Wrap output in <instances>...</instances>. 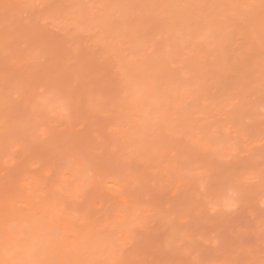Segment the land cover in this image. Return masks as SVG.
<instances>
[{"label":"rangeland","instance_id":"1","mask_svg":"<svg viewBox=\"0 0 264 264\" xmlns=\"http://www.w3.org/2000/svg\"><path fill=\"white\" fill-rule=\"evenodd\" d=\"M187 1L0 0V192L19 199L33 175L47 190L56 183L37 200L65 199V216L80 189L77 229L82 202L88 218L119 214L122 197L134 217L149 210L146 227L133 221L127 233L135 243L119 239L122 221L103 233L120 252L131 245L128 264H264V48L247 51L255 26L243 0L236 10L232 0ZM22 225L20 243L46 257L51 231ZM50 255L40 264H68Z\"/></svg>","mask_w":264,"mask_h":264},{"label":"bare ground","instance_id":"2","mask_svg":"<svg viewBox=\"0 0 264 264\" xmlns=\"http://www.w3.org/2000/svg\"><path fill=\"white\" fill-rule=\"evenodd\" d=\"M172 1V0H171ZM183 1V0H182ZM190 1V0H189ZM189 1H187V2H189ZM192 1V0H191ZM194 1V0H193ZM231 1V0H230ZM238 1V0H237ZM240 1V0H239ZM244 1V2H243ZM242 1V5H243V7H242V9H243V11H244V13H245V15L247 14V12L248 11H251V13L252 14H250V15H254V17L251 19L250 17V19L252 20V22L250 23V25L252 24V23H254L253 24V26H255L254 27V30L252 29L253 28V26H252V30H253V34L249 31L248 32V30H245V28H243L242 26L240 27V28H243L245 31H247L248 33H251V34H247V33H244V32H242L243 31V29H240L241 30V33H243V35H245V36H247V35H252V36H250V37H247L248 38V40H249V42H248V40H247V38L245 37L244 38V40L242 39L243 38V36H242V38H240L241 40H243L242 42H248L249 44H247V47H248V49H250L252 46V48L253 49H250V50H247L246 49V44L244 43L243 45H245L244 47H243V51L244 52H246L245 50H247V51H251L252 50V52H253V50H255L256 48H264V2H259L258 3V5L257 6H255V4H253L254 2L256 3L257 1L256 0H247V1H249V4H248V2H245V0H243ZM251 1H254L252 4H251ZM260 1V0H259ZM168 2V1H167ZM186 2V3H187ZM195 2V1H194ZM236 4H237V2H236V0L234 1ZM234 2H233V0H232V4H233V6L235 5L234 4ZM169 3H171V2H169ZM190 3V2H189ZM197 3V2H196ZM204 3V2H203ZM220 3V2H219ZM224 3V2H223ZM239 3V2H238ZM244 3V4H243ZM191 5H192V3H190ZM205 4V3H204ZM203 4V5H204ZM226 4V3H225ZM186 5V4H185ZM194 5V4H193ZM196 5V4H195ZM194 5V6H195ZM200 5V4H199ZM237 5H239L240 6V8H241V6L242 5H240V3L239 4H237ZM170 6V5H169ZM174 6V5H173ZM172 6V7H173ZM193 6V7H194ZM206 6V5H205ZM228 6H230L229 8H231L232 6L231 5H229V3H228ZM236 6V5H235ZM171 7V8H172ZM176 7V6H175ZM213 7V6H212ZM221 7V6H220ZM196 8V7H195ZM202 8V7H201ZM204 8V7H203ZM233 8V7H232ZM231 8V10H232V12L234 11V9L236 8H238L237 6L236 7H234V9H232ZM174 9V8H173ZM212 9V8H211ZM223 9V8H222ZM228 9V8H227ZM235 9V10H236ZM239 9V8H238ZM255 9H256V11H255ZM245 10H247V11H245ZM225 11H227V10H225ZM224 11V12H225ZM220 12H221V10H220ZM229 12V11H228ZM235 12V11H234ZM240 12H242V11H240ZM243 13V14H244ZM250 13V12H249ZM254 13H256V15L254 14ZM216 14V13H215ZM230 14H232V13H230ZM241 14V13H240ZM248 15V14H247ZM227 16V15H226ZM230 16V15H229ZM242 17V16H241ZM246 17V16H245ZM248 17V16H247ZM246 17V19H248L249 20V18H247ZM226 18H228V17H226ZM231 19L232 18H234V17H230ZM240 18V17H239ZM232 21V20H231ZM233 21H235V20H233ZM254 21V22H253ZM211 24V23H210ZM249 30H250V26L249 27H247ZM251 30V31H252ZM247 34V35H246ZM260 38H261V46L262 47H256V43L255 42H258L259 40H260ZM189 39V38H188ZM239 38H238V40H240ZM255 39V41H254V43L252 42L253 40ZM259 39V40H258ZM226 40V39H225ZM236 40V39H235ZM247 40V41H246ZM251 40V41H250ZM256 40H258V41H256ZM188 41V40H187ZM191 41V40H190ZM189 41V42H190ZM232 41V40H231ZM234 41V40H233ZM242 42H240V44L242 43ZM260 42V41H259ZM186 43H188V42H186ZM191 43V42H190ZM219 43V42H218ZM237 44V43H236ZM178 45V44H177ZM218 45V44H217ZM226 45V47H227V49H228V46L229 45H227V44H225ZM224 45V46H225ZM252 45V46H251ZM254 45H255V47H254ZM215 46V45H214ZM223 46V47H224ZM197 47V46H196ZM211 47V46H210ZM195 48V47H194ZM202 48V47H201ZM207 48H208V46H207ZM214 48V47H213ZM209 49V48H208ZM215 49V48H214ZM225 49V48H224ZM239 49H241V47L239 48ZM239 49H237V50H239ZM258 49H256V50H258ZM193 50V49H192ZM191 50V51H192ZM204 50V49H203ZM232 50V49H231ZM236 50V51H237ZM230 51V50H229ZM259 51V50H258ZM257 51V52H258ZM262 52H264V50H261ZM232 53L234 52L233 50L231 51ZM242 52V51H241ZM249 52H246L247 54L249 53ZM251 52V53H252ZM190 53H192V52H190ZM194 53V52H193ZM192 53V54H193ZM196 53V55H197V52H195ZM194 53V54H195ZM206 52H204V54H205ZM222 53V52H221ZM226 53H227V51H226ZM228 53H230V52H228ZM243 53V52H242ZM204 54H202V55H204ZM210 54V53H209ZM225 54V53H224ZM240 54V53H239ZM244 54V53H243ZM242 54V55H243ZM250 54V53H249ZM233 55V54H232ZM232 55H231V57H232ZM255 55V54H254ZM258 55V54H257ZM264 55V54H263ZM228 56H230V55H228ZM246 56V55H245ZM199 57H200V55H199ZM205 57H207V56H205ZM204 57V58H205ZM210 57V56H209ZM208 57V58H209ZM212 57V56H211ZM230 57V58H231ZM236 57V56H235ZM242 57H244V56H242ZM248 57V56H247ZM214 58V57H213ZM212 58V59H213ZM251 58V57H250ZM259 58V57H258ZM203 59V58H202ZM240 59V58H239ZM239 59H238V61H239ZM236 60H237V58H236ZM235 60V61H236ZM205 61V60H204ZM212 61V60H211ZM221 61V60H220ZM242 61V59H240V62ZM260 62L258 63V65H261L262 66V68L261 69H263V67H264V57H262L261 58V60H259ZM206 62V61H205ZM237 62V61H236ZM200 63V62H199ZM202 63V62H201ZM221 63H222V61H221ZM231 63V62H230ZM229 63V64H230ZM203 64V63H202ZM201 64V65H202ZM225 65V64H224ZM234 66H236L235 64H233ZM233 65L231 66V67H233ZM257 65V66H258ZM199 66H200V64H199ZM238 66V65H237ZM255 66V65H254ZM260 66V67H261ZM226 69H228V68H230V67H228V65H226ZM205 68V67H204ZM220 68H222L221 66H220ZM217 69V68H216ZM232 69V68H231ZM237 69V68H236ZM244 69V68H243ZM212 70V69H211ZM245 70V69H244ZM230 71V70H229ZM240 71V70H239ZM264 71V70H263ZM210 72V71H209ZM248 73V72H247ZM213 74V73H212ZM264 75V74H263ZM220 76V75H219ZM253 76V75H252ZM208 77V76H207ZM209 77H210V75H209ZM216 77L217 76H214V78H215V80L214 81H216ZM220 78V77H219ZM218 80V79H217ZM220 80V79H219ZM4 103V102H3ZM2 104V103H1ZM5 104H7V103H4V105ZM4 105H2V106H4ZM9 106V105H8ZM1 107V106H0ZM5 107H6V105H5ZM3 109V108H2ZM1 109V110H2ZM10 109V108H9ZM8 110V109H7ZM5 112V111H4ZM6 115V114H5ZM8 115V114H7ZM2 118V117H1ZM5 122V121H4ZM3 123V122H2ZM6 124H8V123H6ZM7 127H5V129H6ZM138 129V128H137ZM138 131H136V133H137ZM135 135V134H134ZM131 138H133V136L131 137ZM136 138V137H135ZM4 157V156H3ZM3 159V158H2ZM5 159H8V158H6L5 157ZM4 159V160H5ZM3 160V161H4ZM9 160V159H8ZM6 161V160H5ZM4 161V162H5ZM81 162H83V161H81ZM11 163H13V161L11 162ZM83 164H84V162H83ZM73 165V164H72ZM77 167H79L78 165H77ZM1 168V167H0ZM72 168V167H71ZM173 169V168H172ZM126 170V169H125ZM174 171V170H173ZM69 172V171H68ZM57 173H58V171H57ZM60 173V172H59ZM62 173V172H61ZM4 174V173H3ZM71 174H72V171H71ZM82 174V173H81ZM63 175V174H62ZM74 175V174H73ZM122 175H124V174H122ZM58 176V175H57ZM84 176V175H83ZM87 176V175H86ZM23 177V176H22ZM35 176L33 175V178H32V175H31V178H32V181L30 182V177L28 176V178L27 177H25V178H27V180L25 179V183H26V181H28L29 180V184H24L23 182H24V179H23V181H21L24 185H26L25 187H26V190H24L25 189V187L23 188L22 186H24V185H22L21 186V189L23 188V190L20 192L21 193V196H20V198L18 199V197H17V199H15V200H12L11 198H9V197H7L6 195V193L8 192H6L5 191V194H1V192H0V194H1V196H0V264H40V263H42L43 262V260L46 258V257H51V255L50 256H48L49 255V253L51 252V254H56L57 256L60 254V257H65V259H66V261L68 262V264H128L129 263V261L131 262L132 261V256L131 255H129L128 253H127V251H126V254H125V250L126 249H130V251L132 250L131 248H130V246L129 247H127V248H125V250H124V252H120L119 251V249L121 250V246L123 247V244L121 243L120 245H118V243H117V247L119 248H116V246H114L115 245V243L116 242H112V241H110V240H108V239H106V234L105 233H107L110 229H111V233H112V230H113V232H116V230L119 228L120 229V233L118 232L117 234H119L118 236H119V239L121 238V236H122V241H124V245H125V241H126V238L128 237V239L129 240H132L133 239V241H134V243L136 242L135 240H134V237H133V234L131 235V233L130 234H128L127 235V233H129V232H131V231H133V229L131 228V225H133V221L134 222H136V221H138L137 223H134V224H136V225H139L140 223H141V221H140V219H141V215H139V216H137V217H134V216H136L139 212H138V210H136L135 212L137 213H133V209L131 208V206H130V209H128L129 210V212L127 211V208H128V200H127V202H126V199H123V197H122V199H120V200H123L122 202L126 205V203H127V205L125 206L126 207V209H125V207L123 208V206L124 205H120V206H122L121 208V210H120V207H119V211H120V213L119 214H117V212L114 210V208H113V212H115L114 213V215H111V214H109V213H107V211H109V210H111L110 209V207H108L109 208V210L105 207V209H107L106 210V212L105 213H107V214H109L110 216H108L107 214H103L104 215V217H101V218H103V220L100 218V215L98 216V215H95L96 217H99V218H93L92 216V218H88V214L90 215V210H89V206H87V205H90L89 203H87V205H85L86 203H83L82 202V204L87 208L88 207V209H86V208H82V209H84L85 210V213H86V215H87V219L88 220H90V221H87V219H86V217L84 218V216H85V213L84 214H79V218H81L82 217V219H80V220H82V222H80V220H79V224H81L82 225V223H84L83 225H84V229H82L81 228V226H79L78 224H77V226L78 227H80V229H77V227L76 226H74L73 224H76L77 223V221L74 223L72 220H73V218H74V221H75V219H76V216H73V215H75L76 213H70V212H72V208L74 207V204H75V207H77L76 206V204L78 203L77 202V200L79 201V199L81 198V196H80V193L82 194L83 192L79 189V190H77L78 192L80 191V193H78V196H79V198L78 199H75L76 197V193H77V191L75 192V190L74 191H72V193H71V191H69V190H72L73 188H75V187H73L72 186V188L70 189L69 187H68V185H67V188L69 189H67L72 195H71V198H73V199H75L76 201H75V203L73 204V205H67V207L69 206V208H70V206H72L71 207V211H69V209H67V207H66V211H65V213H66V215L65 216H63V214L62 215H60L59 214V212H58V209H61V208H63V207H65L64 205H63V207L62 206H60V204H63V202L65 203V199L63 200V202H60V204H58L59 206L57 207V206H55L56 205V203L54 204V201L53 200H51L50 198H49V200L47 199L46 200V198H44L45 200H42L43 199V197H42V201L40 200V202H39V200H37L38 198H39V196H40V198H41V195L43 194L42 193V191L44 192V190H45V188H46V190H47V187H45V186H43V185H41V183L39 182V180H37V179H35L34 178ZM71 177H75V176H72L71 175ZM85 177V176H84ZM125 177V176H124ZM88 178V177H87ZM87 178H86V180H87ZM11 179V178H10ZM14 179V178H13ZM65 179H67V178H65ZM89 179L92 181V179H91V176H89ZM12 180V179H11ZM21 180H22V178H21ZM56 180V179H55ZM9 181V180H8ZM7 181V182H8ZM58 181V180H57ZM56 181V182H57ZM74 181H75V178H74V180L71 182V183H74ZM77 181V180H76ZM154 181V180H153ZM6 182V183H7ZM19 182H20V179H19ZM42 182V181H41ZM50 182H51V180H50ZM62 182V181H61ZM67 182V181H66ZM89 182V181H88ZM134 182V181H133ZM39 183H40V185H39ZM64 183V182H63ZM76 183V182H75ZM108 183V182H107ZM126 183V182H125ZM45 184V183H44ZM52 184V183H51ZM49 185L48 187H49V189L46 191L45 190V195L44 196H46V197H48V194H49V192L48 191H51V190H54L55 189V184L56 183H53L54 185H53V187H54V189H51L50 190V186H52V185ZM67 184V183H66ZM69 184V183H68ZM78 184H81L80 182H79V180H78ZM82 184H84V183H82ZM86 184H88L87 182H86ZM90 184V183H89ZM94 184L96 185V182H94ZM110 184V183H109ZM134 184H135V182H134ZM133 184V185H134ZM146 184H147V182H146ZM153 184V183H152ZM46 185V184H45ZM57 185H62L61 183H60V180H59V183L57 184ZM57 185H56V187H57ZM92 185V184H91ZM124 185V184H123ZM128 185V184H127ZM27 186H28V188H27ZM44 187V189L42 188H40V187ZM98 187L100 186V184L99 185H97ZM102 186V185H101ZM115 186V185H114ZM7 187H8V189H9V185H8V183H7ZM11 187V186H10ZM17 187V186H16ZM15 187V188H16ZM80 187H82L81 185H80ZM121 187V186H120ZM119 187V188H120ZM123 187H127L126 186V184H125V186H123ZM131 187V186H130ZM1 188V187H0ZM18 188V187H17ZM58 188V187H57ZM63 188H65V184H64V187H63V185H62V187H61V189L60 190H62ZM84 188V192H85V186L84 187H82L81 189H83ZM19 189V188H18ZM76 189H78V187L76 188ZM89 189V188H88ZM87 189V190H88ZM99 189V188H98ZM97 189V190H98ZM101 189V188H100ZM4 190V189H3ZM10 190V189H9ZM109 190V189H108ZM121 190V189H120ZM157 190H158V188H157ZM156 190V191H157ZM2 191V190H1ZM56 192H57V190H55ZM90 191V190H89ZM88 191V192H89ZM95 192H97L96 190H94ZM110 191V190H109ZM15 192V191H14ZM46 192H47V194H46ZM55 192V193H56ZM69 192H68V194H69ZM102 192V191H101ZM100 191H99V193H101ZM112 192V191H111ZM116 192H117V190H116ZM118 192H119V190H118ZM130 192H131V190H130ZM159 192V191H158ZM3 193V192H2ZM9 193V192H8ZM17 193H18V191H17ZM53 194H54V192H52ZM58 193H59V191H58ZM73 193H74V195H73ZM92 193V192H91ZM90 193V194H91ZM125 193V192H124ZM129 194V193H128ZM132 194V193H131ZM20 195V194H19ZM52 195V194H51ZM85 195V194H84ZM93 195V194H92ZM100 195V194H99ZM32 196V197H31ZM35 196V197H34ZM43 196V195H42ZM49 196H50V194H49ZM57 196V195H56ZM55 195H54V197H55V199L54 200H57V197H56ZM65 196H66V193H65ZM88 196H90V195H88ZM122 195H120L119 194V197H121ZM130 195H128V197H129ZM30 197L32 198V201H31V199H30ZM38 197V198H37ZM84 197V199H85V196H83ZM83 197H82V199H83ZM118 197V196H117ZM118 197V198H119ZM34 198V199H33ZM52 199H53V196H52ZM84 199H83V201H84ZM130 199H132V198H130ZM34 200H37L36 201V203H38V204H35V202L33 203V201ZM103 200L104 199H102V202H103ZM48 201V202H47ZM50 201V202H49ZM66 201H67V203H69L68 202V200L66 199ZM82 201V200H81ZM98 201V200H97ZM57 202V201H56ZM101 202V203H102ZM132 202V201H131ZM66 203V204H67ZM107 204V203H106ZM131 204V203H130ZM138 204V203H137ZM78 205V204H77ZM101 205H103V203L101 204ZM144 205H145V203H144ZM18 206H19V208H18ZM20 206H22L21 208H20ZM92 205H90V207H91ZM106 206V205H105ZM141 206V205H140ZM23 207H25L26 208V210H28L29 212H31V213H29L28 211H26L25 210V208H23ZM137 207V206H136ZM20 209V210H18V209ZM78 208V207H77ZM104 208V207H103ZM145 209H146V207H144ZM144 208H141L140 210H142V209H144ZM22 209V210H21ZM117 209V208H116ZM138 209V208H137ZM145 209H144V211H145ZM155 210H157L156 208H154ZM24 210V211H23ZM57 210V211H56ZM63 210V209H62ZM67 210L69 211V213L67 212ZM76 210L77 209H73V212H76ZM89 210V213L87 214V211ZM131 210H132V212H131ZM22 211V212H21ZM25 211H26V215H24L25 214ZM103 211H104V209H103ZM102 211V212H103ZM124 211V212H123ZM146 211H148V212H145V213H147V215H145L146 217H148V213H150V211L149 210H146ZM24 212V213H23ZM27 212H28V214H27ZM58 212V213H57ZM62 212V211H61ZM84 212V211H83ZM112 212V210H111V213H113ZM34 213V214H33ZM101 213V212H100ZM144 213V212H143ZM142 213V214H143ZM29 214L31 215V216H35L34 218L32 217L31 218V216H29ZM33 214V215H32ZM130 214L132 215L133 214V216H132V218H131V216H130ZM140 214H141V212H140ZM183 214V213H182ZM28 215V217H26ZM63 216L62 218H59L58 216ZM102 215V214H101ZM150 215V214H149ZM152 215H154V214H152ZM166 215V214H165ZM38 216H39V218H40V220H39V218H38ZM93 216H94V214H93ZM144 215H143V217H144V220H143V217H142V221H145V223H146V221H147V224H148V220H146ZM37 217V218H36ZM140 217V218H139ZM151 217V216H150ZM150 217H149V220H150ZM155 217H157V216H155ZM154 217V218H155ZM72 218V219H71ZM78 218V219H79ZM135 218H137V220L135 219ZM153 218V219H154ZM158 218V217H157ZM84 219H86V221L87 222H85L84 221ZM99 219V220H98ZM101 219V220H100ZM148 219V218H147ZM156 219V218H155ZM157 220V219H156ZM52 221V222H51ZM84 221V222H83ZM91 221H93L92 223H91ZM120 221V222H119ZM121 221H122V223H121ZM140 221V222H139ZM160 221V220H159ZM117 222H119V223H117ZM155 222V221H154ZM13 223V224H12ZM23 223H25V224H27L28 226H27V228L28 229H30V231H32L31 233H35V235L36 234H40V231L41 232H46V233H44V235H46V234H48L50 231V233H49V235H47V249L46 250H50V251H48V254L46 253V257H45V253L44 254H42V253H40L42 250H43V247H41V245L39 244V242L37 241V240H40L41 239V237L39 238L38 236H36L35 237V239H36V241H37V243L39 244V246H34V247H31L32 248V250L33 251H30V247L29 248H27L26 247V245H27V242H28V240H27V242H26V240H25V242L24 243H22L23 242V240L21 241V243H22V245H23V247H26L27 249H25L24 248V250H23V255L21 254L22 253V251H20V250H22L21 248V243H20V236L23 234L22 232H24L25 230H27L26 229V227H24V225H22ZM51 223V224H50ZM85 223H86V228H85ZM87 223H88V225H87ZM121 223V224H120ZM124 223V224H123ZM144 222L143 223H141V225H142V227L143 226H145V225H147V224H145ZM152 223H153V220H152ZM121 226H123V231H121L122 229L120 228V225ZM126 224L129 226V228H128V226H127V228L125 229V227H126ZM162 224V223H161ZM22 225V226H21ZM119 225V227L117 228V226ZM135 225V226H136ZM19 227V228H18ZM24 227V228H23ZM49 227V228H48ZM57 227H59V229L57 228ZM117 229H116V228ZM134 227V226H133ZM146 227V226H145ZM144 227V228H145ZM15 228V229H14ZM17 228H18V232H16L17 231ZM58 229V233L60 234L61 233V237L60 236H58V235H56L57 233V230H55V229ZM135 228V227H134ZM14 229V230H13ZM25 229V230H24ZM109 229V230H108ZM124 229L126 230V231H124ZM169 229H171V228H169ZM22 230H24V231H22ZM47 230V231H46ZM50 230V231H49ZM62 232H61V231ZM129 230V231H128ZM35 231H37V233L35 232ZM117 231H119V230H117ZM171 231V230H170ZM26 232V231H25ZM28 232V231H27ZM53 232V233H52ZM55 232V233H54ZM110 232V231H109ZM173 232V231H172ZM171 232V233H172ZM22 233V234H21ZM29 233V232H28ZM66 233V235H64ZM103 233H104V235H103ZM124 233V234H123ZM25 234V233H24ZM54 236H53V235ZM108 234V233H107ZM117 234H116V236H117ZM121 234H123V235H121ZM14 235H18L17 236V238H16V236H14ZM41 235H42V233H41ZM52 235V239L51 240H48V239H50V238H48V236H51ZM64 235V236H63ZM105 237V238H102L103 236ZM126 236V238H125V236ZM29 236H32V234H29ZM28 236V237H29ZM108 236V235H107ZM110 236H111V234H110ZM123 236H124V238H123ZM22 237V236H21ZM38 237V238H37ZM54 237H55V239H54ZM89 237H91V239H92V241H91V239H89ZM112 237V236H111ZM130 237V238H129ZM18 238H19V243H17V244H19L20 246L19 247H21V248H19L18 247V245H16L17 246V248L18 249H20L19 250V252H20V254H18V249H16V247H15V242H16V240L15 239H17L18 240ZM64 238V239H63ZM117 238V237H116ZM22 239V238H21ZM35 239H34V236H33V240L35 241ZM42 239H43V237H42ZM67 240V242H64V241H66ZM104 239H106V240H104ZM109 239H110V237H109ZM127 239V240H128ZM46 240V239H45ZM41 241H43V240H40V242ZM107 241V242H106ZM114 241V240H113ZM117 241V240H116ZM121 241V240H120ZM121 241V242H122ZM169 241V242H168ZM118 242V241H117ZM128 242V241H127ZM139 242V241H138ZM172 242H175V241H171V240H167L166 239V243H167V245L169 244V243H171L172 244ZM30 243V242H29ZM28 243V244H29ZM32 243V242H31ZM120 243V242H119ZM30 245V244H29ZM176 245V244H175ZM125 246H127V244L125 245ZM132 247H134V246H132ZM173 247H175V246H173ZM179 247V246H178ZM40 248H42V249H40ZM117 250H116V249ZM166 248V247H165ZM164 248V249H165ZM123 249H124V247H123ZM134 249V248H133ZM166 249H169V246H168V248H166ZM172 249V248H171ZM176 249H177V246H176ZM17 250V251H16ZM27 250H29L28 252H27ZM115 250V251H114ZM136 250V249H135ZM137 250H138V248H137ZM65 251V252H64ZM121 251H123V250H121ZM134 251V250H133ZM173 251V250H172ZM65 253V255H62V253ZM118 252V253H117ZM129 252V251H128ZM63 253V254H64ZM130 253V252H129ZM133 253V252H132ZM135 253V252H134ZM133 253V254H134ZM42 254V255H41ZM123 254V255H122ZM128 255L127 257H123V256H125V255ZM136 254H138L137 253V251H136ZM25 255V256H24ZM55 255V256H56ZM70 255V256H69ZM53 256V255H52ZM131 256V257H130ZM59 257V256H58ZM59 257V258H60ZM130 258H131V260H130ZM137 258V257H136ZM138 258H139V255H138ZM137 258V259H138ZM62 260H63V258H61ZM64 259V260H65ZM128 259V260H127ZM134 259H135V256H134ZM20 260V261H19ZM125 260H126V262H125ZM22 261V262H21ZM65 262V261H64ZM66 263V262H65ZM132 263V262H131ZM130 263V264H131Z\"/></svg>","mask_w":264,"mask_h":264}]
</instances>
